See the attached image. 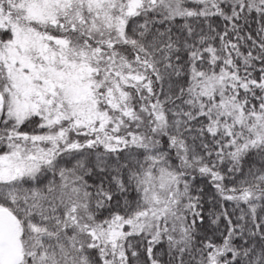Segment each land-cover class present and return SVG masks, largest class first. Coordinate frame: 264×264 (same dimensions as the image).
Instances as JSON below:
<instances>
[{
  "label": "snow or ice",
  "instance_id": "snow-or-ice-1",
  "mask_svg": "<svg viewBox=\"0 0 264 264\" xmlns=\"http://www.w3.org/2000/svg\"><path fill=\"white\" fill-rule=\"evenodd\" d=\"M0 264H264V0H0Z\"/></svg>",
  "mask_w": 264,
  "mask_h": 264
}]
</instances>
